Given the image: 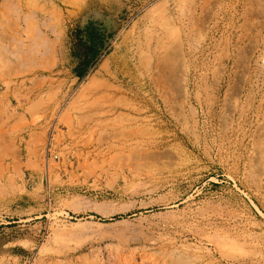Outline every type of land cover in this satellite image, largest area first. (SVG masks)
Masks as SVG:
<instances>
[{"label":"rangeland","instance_id":"rangeland-1","mask_svg":"<svg viewBox=\"0 0 264 264\" xmlns=\"http://www.w3.org/2000/svg\"><path fill=\"white\" fill-rule=\"evenodd\" d=\"M52 1L117 61L78 86L68 185L0 194V264H264V0Z\"/></svg>","mask_w":264,"mask_h":264},{"label":"crops","instance_id":"crops-1","mask_svg":"<svg viewBox=\"0 0 264 264\" xmlns=\"http://www.w3.org/2000/svg\"><path fill=\"white\" fill-rule=\"evenodd\" d=\"M79 4L64 9L37 0L28 11L0 4V194L24 193L33 201L74 175L72 132L94 93L78 88L85 80L73 53ZM112 61L98 63L86 78L112 75Z\"/></svg>","mask_w":264,"mask_h":264},{"label":"trees","instance_id":"trees-1","mask_svg":"<svg viewBox=\"0 0 264 264\" xmlns=\"http://www.w3.org/2000/svg\"><path fill=\"white\" fill-rule=\"evenodd\" d=\"M117 35V26L100 15L86 13L74 29V56L78 59L76 74L84 78L99 63L101 56L110 52Z\"/></svg>","mask_w":264,"mask_h":264},{"label":"bare ground","instance_id":"bare-ground-1","mask_svg":"<svg viewBox=\"0 0 264 264\" xmlns=\"http://www.w3.org/2000/svg\"><path fill=\"white\" fill-rule=\"evenodd\" d=\"M203 5H204V4H203ZM159 8H160V7H159ZM162 11H163V10H162ZM156 13H157V12H156ZM156 13H155V14H156ZM165 20H168V19H165ZM170 20H172V18H171ZM244 21H245V20H244ZM167 22H168V21H167ZM167 22H165L166 25H167ZM166 27H169V26H166ZM170 28H173V27H170ZM161 29H162V28H161ZM245 29H246V28H245ZM171 30H172V29H171ZM166 31H167V30H166ZM169 31H170V30H169ZM169 31H168V32H169ZM174 31H175V30H174ZM169 33H170V32H169ZM169 36H170V35H169ZM175 37H176V36H175ZM168 39H169V38H168ZM171 40H172V37H171ZM171 40H169V41H171ZM161 41H162V40H161ZM163 42H164V41H163ZM165 42H166V40H165ZM170 43H171V42H170ZM171 45H172V44H171ZM165 46H167V45H165ZM242 47H243V46H242ZM242 47H241V48H242ZM168 53H169V52H168ZM170 53H171V52H170ZM170 57H171V56H170ZM161 58H163V57H161ZM164 58H165V57H164ZM161 60H163V59H161ZM164 60H165V59H164ZM165 63H166V62H165Z\"/></svg>","mask_w":264,"mask_h":264}]
</instances>
